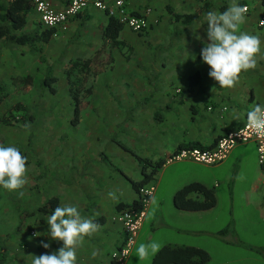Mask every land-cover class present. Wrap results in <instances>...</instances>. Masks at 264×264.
<instances>
[{
  "label": "crops",
  "instance_id": "1",
  "mask_svg": "<svg viewBox=\"0 0 264 264\" xmlns=\"http://www.w3.org/2000/svg\"><path fill=\"white\" fill-rule=\"evenodd\" d=\"M50 1L62 8L71 0ZM237 2L249 6L239 30L260 36L262 45L256 67L242 72L239 83L230 89L219 87L209 76L211 69L203 62L201 50L210 42L205 14L223 12L232 0H128L131 11H151L150 27L144 33L123 26L119 39L127 46L105 42L110 16L95 7L72 18L67 29L52 28L50 40L37 43L42 52L31 53L28 46L0 39V86L7 92L0 114L20 101L33 114L28 127L0 122V144L19 148L27 157L28 170V183L19 190L23 196L0 186V264H32L33 255L63 247L62 241L49 235L51 212L31 214L54 197L59 206H75L83 217L101 226L77 249V264H114L113 252L125 238L124 227L114 215L122 205L139 199L134 182L145 175L139 158L154 163L182 145L212 147L226 132L245 123L252 105L264 104V25L259 24L263 0ZM193 13L199 15L188 21L183 18ZM36 28L49 29L33 11L24 30ZM43 55L47 62L42 61ZM89 58L113 67L88 75L84 86L91 92L82 95L77 124L72 123L71 92L67 98L71 96L73 107L64 112L71 119L66 126L59 123L57 109L37 111L26 102L35 89H39L36 101L44 100L49 89L42 91L41 82L48 65L58 77L54 86L70 89L66 68L73 60ZM28 75L34 83L25 90V82L15 79ZM38 114L51 120L36 126ZM190 183L211 190L215 204L180 207L178 191ZM148 186L154 189L144 205L143 225L124 264L144 263L147 259H138L136 248L151 241L158 242L160 250L166 246L205 249L211 256L209 263L264 264V169L255 142L239 143L216 165L165 160ZM109 192H115L118 200L110 198ZM185 199L204 202L207 196L196 189ZM42 242L50 247L45 249Z\"/></svg>",
  "mask_w": 264,
  "mask_h": 264
},
{
  "label": "clouds",
  "instance_id": "2",
  "mask_svg": "<svg viewBox=\"0 0 264 264\" xmlns=\"http://www.w3.org/2000/svg\"><path fill=\"white\" fill-rule=\"evenodd\" d=\"M246 6L232 0L223 12L208 11L206 43L201 50V57L211 71L209 76L218 82L221 88H233L240 80L242 72L256 67V57L261 52L260 36L240 31L245 22ZM248 127L264 133V104H254L247 112ZM25 127H28L25 125ZM27 157L15 146L0 144V186L8 191H19L28 183ZM109 197L118 200L115 192ZM152 202L155 203L153 197ZM49 235L53 240L63 242V247L51 254L33 255L32 264H77V249L84 244L86 237H91L100 230V225L93 218L83 217L75 206H57L48 216ZM42 247L49 248L42 242ZM161 245L156 241L140 243L136 248L138 259H147L156 254ZM97 253L93 252L95 256Z\"/></svg>",
  "mask_w": 264,
  "mask_h": 264
},
{
  "label": "trees",
  "instance_id": "3",
  "mask_svg": "<svg viewBox=\"0 0 264 264\" xmlns=\"http://www.w3.org/2000/svg\"><path fill=\"white\" fill-rule=\"evenodd\" d=\"M35 0H7L0 2V39H3L6 43H15L18 45H25L29 47L31 53H39L43 51L42 46H38L37 43H44L50 40L54 35L55 29H44L38 28L26 31L24 30L29 16L34 11ZM206 1V0H199ZM264 4V0H263ZM198 13L183 15V18L188 21L198 16ZM179 18L181 15L176 14ZM123 24L118 21L115 17H110V22L105 30V42H111L114 45L127 46L124 41L119 39L120 32L123 28ZM42 61L47 62V58L43 55ZM113 65H98L95 58L89 59H76L71 61L65 72L68 77L70 84V92L75 104L74 117L72 119L73 124H77L80 120L82 95L91 92V87L86 88L84 83L89 79L88 75H98ZM58 81V77L53 74L52 66L48 65V69L45 77L41 82V89H49L50 92L56 93V87L54 83ZM15 82H25V90L31 87L34 83V78L31 75L27 77H17ZM4 89L0 86V105L4 101ZM31 109L28 104L23 101L17 102L7 108L3 113L0 114V122L4 124H19L20 126L26 125L33 120V114L30 113ZM182 146H197V144H186ZM180 146V147H182ZM179 147V148H180ZM143 164L145 175L141 181L134 182V185L138 190L144 186H148L152 183L154 176L164 164L166 158L159 159L152 163L150 160L145 158H139ZM202 190L207 199L204 202H193L185 199L186 195L192 190ZM177 204L182 208H210L216 202V197L211 190L204 189L201 185L190 183L185 185L181 190L178 191L176 197ZM131 205L139 208H143L144 204L141 200L134 201ZM59 206L58 198H50L42 206L31 214H39L40 216L54 211ZM122 205L120 208H124ZM211 259L210 254L202 248L198 247H171L166 246L162 248L155 256L156 264H208Z\"/></svg>",
  "mask_w": 264,
  "mask_h": 264
},
{
  "label": "built area",
  "instance_id": "4",
  "mask_svg": "<svg viewBox=\"0 0 264 264\" xmlns=\"http://www.w3.org/2000/svg\"><path fill=\"white\" fill-rule=\"evenodd\" d=\"M34 11L44 28L67 29L70 20L82 11L95 7L115 17L120 23L137 33H144L150 27L149 8L144 12H134L128 8V0H71L65 7H57L50 0H35ZM249 11V6L245 5ZM247 11V12H248ZM264 25V13L259 21ZM226 109V108H225ZM253 141L257 145L260 166L264 169V133L256 132L248 127L247 120L236 129L222 135L214 146H184L178 148L167 157L166 162L190 160L205 165H216L228 158L233 148L239 143ZM153 186H144L139 190V200L145 205L153 191ZM145 212L144 207L133 205L122 208L114 215L125 230V238L121 246L113 252L114 264H124L132 246L142 228Z\"/></svg>",
  "mask_w": 264,
  "mask_h": 264
},
{
  "label": "rangeland",
  "instance_id": "5",
  "mask_svg": "<svg viewBox=\"0 0 264 264\" xmlns=\"http://www.w3.org/2000/svg\"><path fill=\"white\" fill-rule=\"evenodd\" d=\"M57 87V86H56ZM57 94H53L50 91H46L45 94V98L42 101H36L37 100V92L39 93V89H35L31 94L28 95L27 97V101L28 103H30L32 105V107H34L35 110H47V111H54L53 109H57L58 110V115H57V110L56 115H57V119L59 121V123L61 125H70V120L68 119V117L65 116V113H69V111L72 110L73 107V103L70 100V98H67L68 95H70V89H69V85L65 88H61V86L58 88L57 87ZM9 104V102H8ZM59 104L58 108H55L57 105ZM1 112V110H0ZM37 123L36 126H43V124H41L42 122L46 121H50L51 119L48 118H44L43 114H38V118H37ZM40 124V125H39ZM72 127V126H70ZM68 127V128H70ZM73 128V127H72ZM152 256L150 255L147 260H145L144 263L142 264H152ZM208 264H215V262H210Z\"/></svg>",
  "mask_w": 264,
  "mask_h": 264
}]
</instances>
